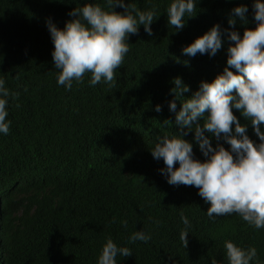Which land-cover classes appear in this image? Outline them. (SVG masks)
<instances>
[{
    "label": "trees",
    "instance_id": "16d2710c",
    "mask_svg": "<svg viewBox=\"0 0 264 264\" xmlns=\"http://www.w3.org/2000/svg\"><path fill=\"white\" fill-rule=\"evenodd\" d=\"M86 2L105 6V0H0V78L18 93L9 98L10 132L0 134V264H98L108 237L132 250L117 257L118 264H211L212 258L228 264L226 240L256 247L264 264V229L237 215L209 219L210 204L199 190L169 185L160 172L163 160L150 151L157 137L181 132L168 106L176 99L174 78H182L190 88L182 95L191 97L202 81L223 72L234 42L225 40L214 57H189L182 49L215 24L230 28L232 9L240 5L249 9L248 23L238 21L235 30L243 36L255 28L254 0H198L197 15L179 32L168 24L170 0H125L141 11L159 8L153 35L141 25L130 37L114 87L90 86L89 73L68 91L57 83L46 20L63 28L72 19L68 13ZM233 112L259 143L251 123ZM184 138L204 161L194 132ZM181 212L191 222L187 248L180 240ZM137 230L152 239L129 243Z\"/></svg>",
    "mask_w": 264,
    "mask_h": 264
},
{
    "label": "clouds",
    "instance_id": "9594fccd",
    "mask_svg": "<svg viewBox=\"0 0 264 264\" xmlns=\"http://www.w3.org/2000/svg\"><path fill=\"white\" fill-rule=\"evenodd\" d=\"M197 4L198 0H170L165 10L168 24L175 31H182L187 19L197 15ZM117 7L124 11H115ZM252 9L256 27L246 29L243 36L235 27L238 21L248 23L246 5L232 9L228 19L230 28L222 29L220 24H215L182 49L185 56L214 57L225 40L234 42L227 48L223 72L211 82L202 81L191 97H183L190 88L182 78H174L171 92L176 99L168 106L175 113V125L181 132L157 137L150 151L155 160H163L165 167L160 172L169 185L195 186L199 190L198 195L210 204L209 219L237 215L259 231L264 229V0H254ZM68 15L72 19L63 28L51 18L46 20V26L54 44L52 58L58 71L57 83L70 91L74 83H84L89 73L90 86L105 83L114 87L117 70L130 52V37L138 35L141 25L152 36L151 25L161 14L156 5L141 11L125 0H105V6L86 2ZM184 63L188 65V61ZM17 95L0 78L2 135L10 132L9 98ZM177 100L182 105L179 111ZM233 109L251 123L259 143L249 137L248 125L240 122ZM155 111L161 112L162 106L157 105ZM164 122L172 124L169 120ZM192 132L195 144L206 158L204 161L195 158L193 142L184 138ZM213 138L217 141L215 147ZM220 141L230 147L226 149ZM177 163L179 167H175ZM180 215L185 225L180 240L187 248L191 222L183 212ZM123 226L127 228V221ZM151 239V233L137 230L129 237V243H147ZM224 246L228 264H259L256 247L244 248L231 240H226ZM129 256H132L129 247L118 246L108 237L98 264H118L117 257ZM211 264H217V260L212 258Z\"/></svg>",
    "mask_w": 264,
    "mask_h": 264
}]
</instances>
